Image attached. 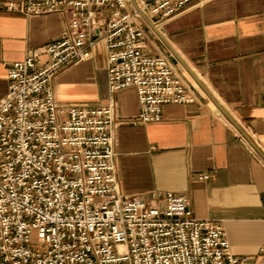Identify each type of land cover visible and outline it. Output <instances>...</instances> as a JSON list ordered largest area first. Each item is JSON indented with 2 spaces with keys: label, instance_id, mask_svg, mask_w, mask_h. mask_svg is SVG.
Returning a JSON list of instances; mask_svg holds the SVG:
<instances>
[{
  "label": "built area",
  "instance_id": "1",
  "mask_svg": "<svg viewBox=\"0 0 264 264\" xmlns=\"http://www.w3.org/2000/svg\"><path fill=\"white\" fill-rule=\"evenodd\" d=\"M195 0H20L24 15H68L42 52L8 66L0 97V264H243L222 224L192 216L188 197L165 191L148 201L123 195L114 163V102L60 104L51 81L64 67L106 48L111 92L132 85L134 122L161 121L167 103H187L169 60L143 48L144 21ZM110 13L102 16L101 8ZM202 174L201 178H206ZM33 238L35 240H33Z\"/></svg>",
  "mask_w": 264,
  "mask_h": 264
},
{
  "label": "crops",
  "instance_id": "2",
  "mask_svg": "<svg viewBox=\"0 0 264 264\" xmlns=\"http://www.w3.org/2000/svg\"><path fill=\"white\" fill-rule=\"evenodd\" d=\"M9 1L20 0H0V97L9 85L10 63L31 50L44 59L43 47L68 21L60 12L9 11ZM133 7L130 0L127 9ZM110 10L102 7V16ZM148 20L141 24L144 50L168 58L193 101L164 104L161 121L134 122L135 87L109 90L102 40L91 58L55 74L56 100L111 99L119 191L148 201L165 191L184 194L192 216L223 225L243 264H264V0H195Z\"/></svg>",
  "mask_w": 264,
  "mask_h": 264
},
{
  "label": "water",
  "instance_id": "3",
  "mask_svg": "<svg viewBox=\"0 0 264 264\" xmlns=\"http://www.w3.org/2000/svg\"><path fill=\"white\" fill-rule=\"evenodd\" d=\"M133 2H134V4H135V1H134V0H133ZM135 7H136V4H135ZM142 17H143L146 21L149 22L148 18H147L144 14H142ZM216 104H217V103H216Z\"/></svg>",
  "mask_w": 264,
  "mask_h": 264
},
{
  "label": "rangeland",
  "instance_id": "4",
  "mask_svg": "<svg viewBox=\"0 0 264 264\" xmlns=\"http://www.w3.org/2000/svg\"><path fill=\"white\" fill-rule=\"evenodd\" d=\"M33 240H35V239L33 238Z\"/></svg>",
  "mask_w": 264,
  "mask_h": 264
}]
</instances>
